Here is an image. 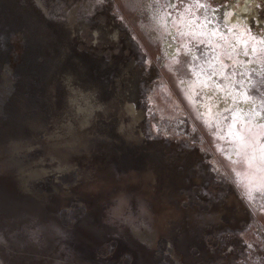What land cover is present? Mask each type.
Returning a JSON list of instances; mask_svg holds the SVG:
<instances>
[{
  "label": "water",
  "instance_id": "95a60500",
  "mask_svg": "<svg viewBox=\"0 0 264 264\" xmlns=\"http://www.w3.org/2000/svg\"><path fill=\"white\" fill-rule=\"evenodd\" d=\"M0 239L30 264H201L64 0H0Z\"/></svg>",
  "mask_w": 264,
  "mask_h": 264
},
{
  "label": "rangeland",
  "instance_id": "374dc122",
  "mask_svg": "<svg viewBox=\"0 0 264 264\" xmlns=\"http://www.w3.org/2000/svg\"><path fill=\"white\" fill-rule=\"evenodd\" d=\"M64 1L200 263L264 264V139L245 154L235 139L243 118L232 136L224 119L228 109L261 110L236 101L249 77L264 96V0L214 3L204 12L211 24L197 31L217 35L197 39L174 24L181 0ZM249 36L257 51L245 56L236 41ZM0 264L30 263L0 239Z\"/></svg>",
  "mask_w": 264,
  "mask_h": 264
},
{
  "label": "snow or ice",
  "instance_id": "6c2138e0",
  "mask_svg": "<svg viewBox=\"0 0 264 264\" xmlns=\"http://www.w3.org/2000/svg\"><path fill=\"white\" fill-rule=\"evenodd\" d=\"M230 0H181L182 4H186L187 6L183 8V10L180 12L179 17L174 22L175 25H183L185 27L192 28V31L190 33H181L182 35H190L193 39H197L199 37L203 36H214L217 35L215 31L213 32H206V31H197L198 28L201 29H207L208 26L211 24V21L209 18L204 15V12L209 10L214 3H219L220 7H224L226 3H229ZM171 5V0L169 5H166L165 7H168ZM229 19L232 18L233 14L231 12L225 13ZM171 12H164V14L160 17L161 20H165L166 18L171 16ZM201 17H203L201 19ZM231 31V29H229ZM241 35H246V33H241ZM220 39L223 40L224 37L220 36ZM204 40H200V43H204ZM211 42L210 40L208 41ZM237 43L241 44V52L243 55L247 56L250 52L255 53L257 51L256 48L251 47L250 43L255 42V38L249 36L248 39H245L243 41L237 40ZM261 45H264V40H261L258 42ZM231 45H229V48L231 49ZM264 55V51L261 53ZM219 60V57L216 58ZM231 59V57H229ZM178 63V62H177ZM239 64L240 62L237 61ZM248 63H255V61H248ZM209 67H212L211 64H209ZM227 67L226 65L221 64V75L223 74V68ZM213 75H216L214 72ZM239 75L244 76L243 73H240ZM211 79V77H209ZM229 82L232 83L231 77L228 78ZM236 84H238L241 88L244 87V80L236 81ZM204 88L208 87V84L205 82L203 84ZM219 87V85H217ZM261 87L264 88V83H261ZM223 91V90H222ZM210 95V93H209ZM242 96H244L243 100H237L236 105L238 106L240 103L248 104L250 106L255 105L257 109L256 111H251V115H248L244 112H240L239 114H236L233 109H228V111H232L233 115L231 117H224V119H231L233 121V125L230 126L229 129V136H232V127L236 126V121L240 120V117L243 119L240 121L239 127L240 131L235 134V139L238 141V147L244 151V153H247V150L249 148H253V145L259 144L261 139H264V96H260L259 91L257 90L256 86L251 83V77L248 78V88H247V94L241 93ZM259 99L260 103H256V99ZM232 94L229 93L228 96V102L232 100ZM255 122V123H254ZM255 125L259 126L260 131L255 130ZM224 137H221L223 139ZM260 152L261 155L264 156V144L260 146ZM255 152V149H253ZM256 159L255 155L251 157L247 162L249 166H251L252 161ZM249 198L252 199L253 197L251 194L249 195Z\"/></svg>",
  "mask_w": 264,
  "mask_h": 264
}]
</instances>
